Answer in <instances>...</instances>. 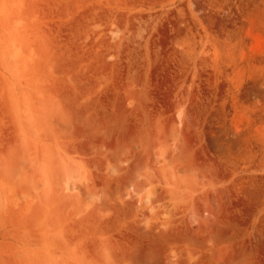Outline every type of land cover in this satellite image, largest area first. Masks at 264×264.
I'll use <instances>...</instances> for the list:
<instances>
[{"label": "rangeland", "instance_id": "obj_1", "mask_svg": "<svg viewBox=\"0 0 264 264\" xmlns=\"http://www.w3.org/2000/svg\"><path fill=\"white\" fill-rule=\"evenodd\" d=\"M0 264H264V0H0Z\"/></svg>", "mask_w": 264, "mask_h": 264}]
</instances>
